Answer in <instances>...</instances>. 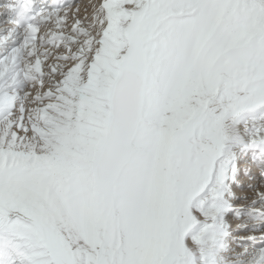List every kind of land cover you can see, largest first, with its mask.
<instances>
[{
	"label": "snow or ice",
	"instance_id": "6c2138e0",
	"mask_svg": "<svg viewBox=\"0 0 264 264\" xmlns=\"http://www.w3.org/2000/svg\"><path fill=\"white\" fill-rule=\"evenodd\" d=\"M0 264H264V0L0 4Z\"/></svg>",
	"mask_w": 264,
	"mask_h": 264
},
{
	"label": "bare ground",
	"instance_id": "6f19581e",
	"mask_svg": "<svg viewBox=\"0 0 264 264\" xmlns=\"http://www.w3.org/2000/svg\"><path fill=\"white\" fill-rule=\"evenodd\" d=\"M0 45H1L3 48L7 46V44H6V43H5V44H0Z\"/></svg>",
	"mask_w": 264,
	"mask_h": 264
}]
</instances>
